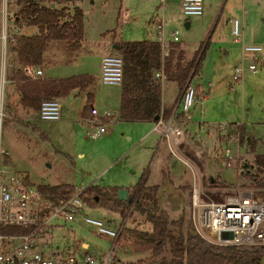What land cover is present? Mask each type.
<instances>
[{
  "label": "rangeland",
  "instance_id": "rangeland-1",
  "mask_svg": "<svg viewBox=\"0 0 264 264\" xmlns=\"http://www.w3.org/2000/svg\"><path fill=\"white\" fill-rule=\"evenodd\" d=\"M5 2L0 0V27L2 19L8 22L15 10L13 5L8 6ZM179 3L180 0L78 1L83 10L84 25L80 52L73 62L45 67L44 72L49 77L87 73L93 75L95 81L87 90H75L60 99L65 109L61 121L35 123L38 128L33 122L27 125L10 120L1 125L6 113L3 101L5 87L3 91L1 88L7 45L3 53L0 45V149L7 151L19 175L27 172L34 184H72L84 188L93 184L126 188L136 184L144 170H150L146 184H159L164 177L178 182H169L164 187L160 204L172 217L184 213L186 219L190 217L192 177L189 164L200 173L204 200L221 201L241 190H255L247 186L249 180L245 175L255 173L252 166L254 154H264V65L257 63L255 73L246 70L253 63L252 57L232 52L231 48L237 51L241 43H235L230 35L232 25L226 20L236 18L243 23L242 39L246 44L253 43L246 42L244 37L250 39L253 34L264 33V0H203V14L187 19L191 21L189 29L185 27V18L179 14ZM119 11L125 15L122 22ZM151 18L155 23L150 22ZM162 18L165 32L177 30L179 39L189 47L210 39L202 67L191 79L194 87L198 81L201 82L202 93L193 105L191 115L193 122H202L203 130L197 131L195 124L186 126L188 129L184 130L182 145L176 151L181 159L172 156L163 141L156 148L159 135L150 134L143 138L154 124L145 126L116 121L108 126L104 135L91 139L86 135L87 125L83 122V104L89 91L94 94L92 105L98 114L110 111L117 119L120 85H106L99 81L100 58L115 54L114 45L120 40L154 37V26ZM206 22L210 26H206ZM224 49L230 51V58ZM238 67H243V75L239 82L234 83L231 78ZM182 91L179 92L173 82L167 81L162 87L166 96L176 94V102ZM218 124H227V128L218 130L215 127ZM226 147L231 150V158L228 159L224 156ZM7 159V155H1L0 164L6 165ZM210 179L217 182L212 185ZM257 191H261L257 193L259 196H264V190ZM84 209L88 215L107 221L114 228H121V223H124V231L109 264L115 259L134 261L145 257L150 260L147 253L130 250L134 235L131 230H146L149 226L142 217L134 212L125 221L117 212L103 207H90L85 203ZM56 222L59 225L54 229L51 243L54 249L59 247L63 252H73L69 249H72L74 241L84 242L88 244L84 252L93 255L96 262L111 250L112 239L97 234L91 227L61 219ZM42 250L51 254L50 250ZM162 258L169 260V252L164 251ZM160 259L149 262L157 264Z\"/></svg>",
  "mask_w": 264,
  "mask_h": 264
},
{
  "label": "trees",
  "instance_id": "trees-1",
  "mask_svg": "<svg viewBox=\"0 0 264 264\" xmlns=\"http://www.w3.org/2000/svg\"><path fill=\"white\" fill-rule=\"evenodd\" d=\"M78 1L6 0V5L15 7L9 18L8 29L12 21L19 27H34L37 30L22 31L7 42L6 64H9V68L6 67L5 79L12 83L18 95L17 103L22 108L38 111L42 100H60L74 90L85 91L94 83L95 77L87 73L67 77L42 75L39 78L25 73L28 67L43 71L52 64L69 63L76 59L84 40L83 10L77 4ZM209 43V38L202 41L189 59L178 45L173 44L169 55L162 61L160 45L156 40L118 41V48H114V52L123 61L119 120L155 122V118L161 115L167 119L173 107L162 109V87L156 73L162 71L165 81L175 83L177 90L182 91L201 69ZM93 98L94 94L87 92L85 111H90ZM4 104L6 110L11 107L8 102ZM5 124L3 117L1 125ZM252 166L255 173L245 175L249 180L247 186L264 190V154H254ZM216 182L210 179L212 185ZM46 189L52 194L67 191L54 187ZM117 189L90 184L85 187L82 198L86 205L117 212L125 221L134 212L142 217L149 226L146 230H131L134 234L130 243L131 252L147 253L150 260L161 257L157 264L261 263L264 247L219 246L200 238L194 232L190 217L186 219L184 213L172 217L161 206L159 186L146 185L145 178L141 177L128 188L127 200L117 198ZM29 231L28 227H0L1 234H26ZM164 251L169 252V260L162 258ZM149 261L145 257L134 261L115 259L111 264H151Z\"/></svg>",
  "mask_w": 264,
  "mask_h": 264
},
{
  "label": "built area",
  "instance_id": "built-area-1",
  "mask_svg": "<svg viewBox=\"0 0 264 264\" xmlns=\"http://www.w3.org/2000/svg\"><path fill=\"white\" fill-rule=\"evenodd\" d=\"M5 2V0H4ZM5 4V3H4ZM179 10L185 18L202 15L203 0H180ZM2 19L0 27V45L2 53L7 42L22 31L30 32V27H19ZM231 34L236 42L241 43L243 54H250L253 63L246 70L255 73L257 63L264 64V45L246 44L242 39V25L238 19H231ZM160 45L162 61L169 55L172 45L179 41L178 31L165 32L163 18L155 25V39ZM25 73L34 78L42 76L39 68L28 67ZM243 67L235 69L232 82L237 83L242 79ZM160 79L161 87L165 86V77L162 71L155 75ZM123 78V61L116 54H107L101 58L99 81L106 85H120ZM196 87L188 81L177 102L176 108L167 119L159 116L154 122L152 131L159 135L169 153L181 159L176 153L182 145L184 130L189 124H195L196 130H203L201 121L193 122L191 109L198 99ZM204 100V98H203ZM203 100L200 101L203 104ZM62 104L59 99H44L40 103L37 117L42 121H57L62 117ZM92 117L87 118L86 135L91 139L101 137L107 132L108 126L116 122V115L110 111L98 114L92 107ZM0 110V119H1ZM218 130H225L227 124L215 126ZM234 127V126H233ZM233 130V129H232ZM199 139V134L197 133ZM232 140H235L231 136ZM5 151L0 149V156ZM225 158H231V150L224 149ZM190 220L194 232L203 240L219 246H250L264 247V196H259L260 189L238 191L229 195L224 200H204L203 186L200 173L190 164ZM85 188L75 186L66 193L52 194L45 187L37 186L27 181L22 174L7 165L0 164V227L20 226L28 227L26 234H1L0 233V264H109L123 228H114L107 221L88 215L85 212V203L82 195ZM57 219L64 222H80L91 227L97 234L112 239V247L108 255L99 262L90 253L73 251L64 254H46L40 248L44 236L53 230ZM222 232H230L231 238H222Z\"/></svg>",
  "mask_w": 264,
  "mask_h": 264
},
{
  "label": "crops",
  "instance_id": "crops-1",
  "mask_svg": "<svg viewBox=\"0 0 264 264\" xmlns=\"http://www.w3.org/2000/svg\"><path fill=\"white\" fill-rule=\"evenodd\" d=\"M6 1V0H5ZM6 3V2H5ZM203 10H204V4H203ZM128 13L126 12V15H127ZM157 14V13H156ZM179 14H181L180 13V10H179ZM203 14V13H202ZM118 16L119 17H121V22H122V19H123V16H125V15H123V13H121L120 11L118 12ZM193 18V17H192ZM188 19H190V18H188ZM186 21H185V23L186 22H188V25H185V27L187 28V29H189L190 27H191V21L190 20H187V19H185ZM226 21H228V23L229 24H231V18H228ZM150 22H152V23H155V22H153V20H152V18L150 19ZM154 25V24H153ZM201 25V24H200ZM206 26H210V23L209 22H206V24H205ZM232 25V24H231ZM241 25H242V30L244 29L243 28V23H241ZM155 27V26H154ZM246 27H248V24L246 25ZM232 29V28H231ZM247 30H248V28H246ZM33 30H35L34 32H36L37 30H36V28H31V30H30V32L31 31H33ZM230 35L232 36V34H231V31H230ZM154 37H155V35H154ZM154 37H151V38H149V39H141V40H154L155 38ZM244 40L246 41V42H253V43H263L264 44V33L263 34H259V35H257V36H255L254 34H253V36H252V38H250V39H248L247 37H244ZM120 41H123V40H120ZM209 41H210V39H209ZM202 42V41H201ZM200 42V43H201ZM200 43H198V44H196L195 46H193V47H189V46H187L186 45V43L185 42H183V41H181L180 39H179V41L178 42H176V43H174V44H176V45H178V47H179V49H181V50H183L184 51V53H185V56H186V58L189 56V55H191L196 49H197V47L199 46V44ZM236 44H240V43H238V42H235ZM245 43V42H244ZM239 46V45H238ZM208 48V47H207ZM236 48H238V47H236ZM232 49V52H239V54L241 55L242 54V56L244 55V56H246L245 54H243L242 53V50H241V48L239 47L238 48V50L237 51H235L233 48H231ZM224 51L226 52V54H227V57L228 58H230L229 57V50H227V49H224ZM205 54H206V52H205ZM103 57V56H102ZM6 58H7V54H6ZM6 58H5V60H4V72H3V83H2V91H3V86L5 87V92H4V94H3V96H4V98H3V101H4V103L5 102H8L10 105H11V107H9V108H7V110L5 109V111H6V113H5V115H4V117H5V120H6V123L7 122H9V120L10 121H21L23 124H27L28 125V123L29 122H33L34 123V127L35 128H38L36 125H35V123H38V122H54V121H42V120H39L38 119V117H37V111H33V110H29V109H24V108H22L20 105H18V103H17V98H18V95H17V93H15V91H14V89H13V86H12V83L10 82V81H7L6 79H5V72H6V67L7 68H9V64L7 63L6 64ZM204 58H205V55H204ZM204 58H203V60H204ZM101 59V58H100ZM75 60V59H74ZM74 60H72L71 62H73ZM71 62H69V63H71ZM55 64H61V63H55ZM52 65H54V64H52ZM264 65V64H263ZM201 67H202V64H201ZM45 70H43V74L42 75H46V73L44 72ZM47 72V71H46ZM199 73V72H198ZM197 73V74H198ZM196 74V75H197ZM201 79V78H200ZM166 82L167 81H165V86H166ZM199 83V84H198ZM121 85V84H120ZM196 90H197V94H198V97H199V94L200 93H202V88H201V82L200 81H198L197 83H196ZM75 91V90H74ZM69 96V95H68ZM86 98H87V96L85 97V101H84V104H83V108H84V106H85V103H86ZM95 98V97H94ZM94 98H93V100H94ZM119 98H120V95H119ZM175 99H176V94H174L173 96H166L165 94H163V92H162V90H161V106H162V109H164V110H167V109H169V108H171V107H173V109H172V111L176 108V106H177V102L175 101ZM93 103V102H92ZM201 104V103H200ZM201 106H202V104H201ZM93 107V105H91V108ZM62 110H63V107H62ZM32 111V112H31ZM34 112V115H32L31 113H33ZM63 112H65V109L62 111V113ZM83 115H84V117H85V120L87 119V118H90V117H92V115H91V113H90V111H85V109H83ZM201 116H202V109H201ZM172 113V112H171ZM170 116V115H169ZM62 120V118L60 119V120H57V121H61ZM85 120L83 121L84 123H85ZM116 121L118 122H126V121H121V120H119V116L117 117V119H116ZM231 121V120H230ZM127 123H140V124H145V126H149V124H154V122H147V121H137V122H127ZM85 125H86V123H85ZM189 127V126H188ZM153 128V127H152ZM152 128H150L149 129V131L143 136V138H147V136H149L150 134H156V135H158L156 132H154V131H152ZM159 137V136H158ZM159 145H161V141H160V138L158 139V144H157V147L156 148H158V146ZM5 155H7V162H6V165L8 166V167H10L11 169H13L14 170V168H13V163H12V161H11V159H10V157H9V155H8V153H7V151H5ZM12 163V164H11ZM12 165V166H11ZM16 171V170H15ZM150 172V170L149 171H143V173H142V175H141V177L142 178H145V180L147 179V177H148V173ZM23 174V177L25 178V179H27V181L28 182H30V183H32V184H34L31 180H30V177H29V175H28V173L27 172H22ZM140 177V178H141ZM139 178V179H140ZM169 182H171V183H178L177 181H173V180H168V178L166 179L165 177L164 178H162V180H161V182L159 183V184H151V185H158L159 186V192H158V195H159V197H160V199H161V193L164 191V187L166 186V185H168L169 184ZM146 184V183H145ZM35 185H37V186H41V187H54V188H56V189H63V188H67V189H72L73 187H75V185H72V184H66V185H51V184H43V183H39V184H35ZM134 185V184H133ZM132 185V186H133ZM146 185H150V184H146ZM100 186V185H99ZM129 187H131V186H129ZM129 187H126V189H128ZM118 189H119V187H118ZM108 210V209H107ZM119 214V213H118ZM112 220H114V219H112ZM109 221V220H108ZM59 224L57 223L56 224V226L55 227H57ZM55 227L53 228V230H51V232H49V233H47V234H44V236H43V238H42V240H41V242H40V248L41 249H46V250H50V253L51 254H64V253H67V252H63V251H61L60 249H59V247H57V248H53L52 246H51V243H52V239H53V232H54V229H55ZM87 247H88V244H86V243H84V242H82L81 244L78 242V241H74V243H73V246H72V249H69V251L70 250H73V251H85V249H87ZM83 249V250H82ZM44 251V250H43ZM103 258V257H102ZM101 258V259H102Z\"/></svg>",
  "mask_w": 264,
  "mask_h": 264
},
{
  "label": "water",
  "instance_id": "water-1",
  "mask_svg": "<svg viewBox=\"0 0 264 264\" xmlns=\"http://www.w3.org/2000/svg\"><path fill=\"white\" fill-rule=\"evenodd\" d=\"M185 25H188V22L185 23ZM114 48H118V45H114ZM155 120H158V117L155 118ZM213 179H211L212 181ZM127 195H128V189L126 188H119L117 189V198L121 199V200H127ZM221 237L222 238H231L232 235L230 232H222L221 233ZM260 264H264V255L261 258V263Z\"/></svg>",
  "mask_w": 264,
  "mask_h": 264
}]
</instances>
